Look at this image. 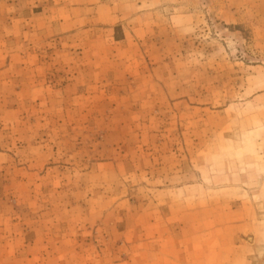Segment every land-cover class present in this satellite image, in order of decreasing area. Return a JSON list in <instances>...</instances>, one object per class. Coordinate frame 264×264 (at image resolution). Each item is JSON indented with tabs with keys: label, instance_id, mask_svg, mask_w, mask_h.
I'll return each mask as SVG.
<instances>
[{
	"label": "rangeland",
	"instance_id": "374dc122",
	"mask_svg": "<svg viewBox=\"0 0 264 264\" xmlns=\"http://www.w3.org/2000/svg\"><path fill=\"white\" fill-rule=\"evenodd\" d=\"M0 264H264V0H0Z\"/></svg>",
	"mask_w": 264,
	"mask_h": 264
}]
</instances>
